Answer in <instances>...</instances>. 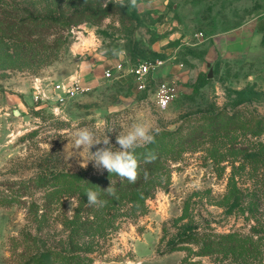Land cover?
I'll return each instance as SVG.
<instances>
[{
	"label": "rangeland",
	"instance_id": "rangeland-1",
	"mask_svg": "<svg viewBox=\"0 0 264 264\" xmlns=\"http://www.w3.org/2000/svg\"><path fill=\"white\" fill-rule=\"evenodd\" d=\"M7 1L33 10L54 2L59 7L82 4ZM101 1L105 5L111 0ZM113 1L126 6L133 20L112 14L98 25L72 26L54 64L0 70V200H11L0 203V264H27L35 251L73 253L66 222L74 215L76 199L62 197L44 219L46 189L36 190L29 182L41 172H105L94 169L92 162L86 169L79 167L78 161L89 159L90 153L72 149L76 128L94 129L98 119L105 120L112 131L106 133L111 146L119 148L118 133L142 120L160 132L189 128L202 114L220 110L245 109L264 116V42L250 60H217L208 66L211 43L219 53L223 37L263 18L264 0H137L136 8L129 0ZM113 50H122V55ZM157 59L165 61L156 73L159 81L172 75L179 79L177 97L167 109L157 107L153 88L136 91L127 73L104 77L114 62L129 67ZM83 65L89 85L80 77ZM36 78L50 93L53 85L74 80L81 89L62 93L65 101L40 104L34 102ZM103 137V131L96 132L97 139ZM166 164L162 185L146 200L145 209L124 203L116 212L115 227L95 238L91 252H79L90 259L87 264H233L231 258L201 256L196 242L179 244L192 235L249 232L254 222L223 204L229 164L218 169L207 147L186 151ZM33 202L40 206L39 216L28 212Z\"/></svg>",
	"mask_w": 264,
	"mask_h": 264
},
{
	"label": "trees",
	"instance_id": "trees-1",
	"mask_svg": "<svg viewBox=\"0 0 264 264\" xmlns=\"http://www.w3.org/2000/svg\"><path fill=\"white\" fill-rule=\"evenodd\" d=\"M81 1L82 4L67 7H59L54 2L45 10H33L0 0V70L54 64L59 51L67 44L65 32L72 26L98 25L112 14L133 20L126 6L113 0L105 5L101 0L92 4ZM200 118L186 129L160 131L154 143L137 148L135 155L140 166L135 183L107 171L100 175H89L85 171L39 173L29 183L32 182L36 190L46 189L42 218H46L45 212L62 197L77 201L74 215L66 222L73 253L35 251L28 257L27 264H87L90 259L79 252L84 249L91 252L95 238L115 227L116 212L121 205L131 203L135 210L145 209L146 200L162 185L168 171L166 161L178 160L184 152L201 147H207L218 169H225L220 167L223 163L231 168L223 200L225 208L254 223L248 233H204L180 239L179 244L196 242L201 256L231 258L233 264H264V116L239 109L234 113L225 110L204 113ZM148 153L156 158L145 163ZM110 185L116 190L114 197L104 192ZM89 189L97 191L100 198L107 201L104 207L88 205L85 193ZM3 202L11 200L1 197L0 203ZM28 212L39 216L40 206L33 202ZM171 249L175 250L176 245Z\"/></svg>",
	"mask_w": 264,
	"mask_h": 264
},
{
	"label": "clouds",
	"instance_id": "clouds-1",
	"mask_svg": "<svg viewBox=\"0 0 264 264\" xmlns=\"http://www.w3.org/2000/svg\"><path fill=\"white\" fill-rule=\"evenodd\" d=\"M165 3H167V0H165ZM129 6L136 8L137 0H129ZM113 54L120 56L122 55V50H113ZM98 131H103V139L96 138V132ZM107 132L112 131L108 130L107 122L102 119L97 120L94 129L87 127L75 129L72 149L87 150L90 153L89 159L83 158L78 161L79 167L86 169L89 163L92 162L94 169L98 172L107 171L109 174L114 173L122 179H127L129 183H135L139 176L138 169L140 166L135 150L154 143L155 135L159 133V129L154 128L149 122L143 120L134 123L126 132H120L116 136V144L119 145V148L111 146L110 138L106 135ZM93 147L96 148L94 152L92 151ZM155 158L154 154L148 153L145 155V163H150ZM104 192L108 196H116V190L111 185ZM85 194L89 206L102 208L107 203L106 200L100 198V194L97 191L89 189Z\"/></svg>",
	"mask_w": 264,
	"mask_h": 264
},
{
	"label": "built area",
	"instance_id": "built-area-1",
	"mask_svg": "<svg viewBox=\"0 0 264 264\" xmlns=\"http://www.w3.org/2000/svg\"><path fill=\"white\" fill-rule=\"evenodd\" d=\"M164 65L165 61L161 59L155 61L142 60L131 64L129 67H126L122 61L107 69L104 72V77L111 79L115 74L123 75L127 73L131 77L136 91L143 93L153 88L155 104L159 109H167L177 97L179 79L172 75L159 81L156 73ZM34 89V102L48 104L51 100L65 101L62 93L73 95L81 89V86L77 80H74L72 83L66 85H53L52 92L50 93L48 88H45L43 81L40 78H36Z\"/></svg>",
	"mask_w": 264,
	"mask_h": 264
},
{
	"label": "crops",
	"instance_id": "crops-1",
	"mask_svg": "<svg viewBox=\"0 0 264 264\" xmlns=\"http://www.w3.org/2000/svg\"><path fill=\"white\" fill-rule=\"evenodd\" d=\"M264 42V17L251 22L250 24L244 26L240 30L227 34L220 40L218 45L219 53H217V47H210L208 53V66H212L217 60H224L227 62H237L241 60H250L253 54L262 49ZM217 44V42H215ZM116 62L112 65L115 66ZM80 77L87 85L91 81H86L84 79V72H87V66L83 65L81 69ZM79 77V76H78Z\"/></svg>",
	"mask_w": 264,
	"mask_h": 264
},
{
	"label": "water",
	"instance_id": "water-1",
	"mask_svg": "<svg viewBox=\"0 0 264 264\" xmlns=\"http://www.w3.org/2000/svg\"><path fill=\"white\" fill-rule=\"evenodd\" d=\"M123 58H124V57H123ZM212 76H213L212 74L209 75L210 78H212Z\"/></svg>",
	"mask_w": 264,
	"mask_h": 264
}]
</instances>
